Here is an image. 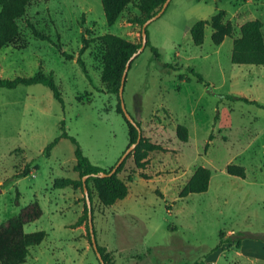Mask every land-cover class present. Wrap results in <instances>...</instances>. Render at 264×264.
<instances>
[{
    "label": "rangeland",
    "instance_id": "1",
    "mask_svg": "<svg viewBox=\"0 0 264 264\" xmlns=\"http://www.w3.org/2000/svg\"><path fill=\"white\" fill-rule=\"evenodd\" d=\"M137 1L109 26L100 0H29L24 15L15 19L16 36L0 48V78L49 75L64 102L62 107L42 84L0 87V224L35 202L42 215L23 230L46 232L22 264H101L83 218L85 195L74 146L59 138L47 153L45 147L60 134L61 120L90 162L106 170L128 146L120 99L101 78L98 37L112 33L139 43L141 24L135 18L145 16ZM220 10L233 37L244 22L258 19L264 38V0H170L147 27L159 57L147 46L130 63L126 110L139 123L141 138L162 148L147 153L144 168L136 167L132 155L125 159L118 177L128 194L112 205H102L89 183L104 264H264V109L228 97L264 104V65L231 63L232 38L214 45L209 26L201 45L193 44L189 33L196 20ZM27 22L53 42L36 38ZM56 44L74 57L60 54ZM178 124L187 128V141L176 136ZM28 163L29 174L9 180ZM228 164L242 165L245 177L227 174ZM200 165L211 171L208 189L179 198ZM66 179L76 182L61 186ZM237 232L245 238L237 239Z\"/></svg>",
    "mask_w": 264,
    "mask_h": 264
},
{
    "label": "trees",
    "instance_id": "2",
    "mask_svg": "<svg viewBox=\"0 0 264 264\" xmlns=\"http://www.w3.org/2000/svg\"><path fill=\"white\" fill-rule=\"evenodd\" d=\"M133 1L134 0H100L107 25H113L120 16L121 12L129 4L133 3ZM164 1L165 0H138L135 3V6L144 14L145 17L144 19L136 17L135 21H138L142 27V24L146 19L150 18L160 10ZM28 3L29 0H0V48L4 44L12 41L16 36L18 32V26L15 19L24 15ZM165 10L163 12H165ZM224 14V11L220 10L210 16L209 19L196 20L189 29L193 44L201 45L203 43L205 27L209 26L212 30L210 39L214 45H220L225 37L232 38V48L230 55L231 63L264 65V38L261 31V22L258 19L244 22L240 26L239 35L233 37V27L229 22L224 21ZM27 25L36 38L53 42L49 35L40 32L31 22H27ZM145 33L147 37L146 47L148 46L153 54L156 57H159L157 48L150 43L147 28ZM98 39L103 46V69L101 75L102 81L105 82L113 92L118 94V88L120 85L119 81L125 64L129 57L140 47L141 39L139 43L135 44L112 33H104L100 35ZM56 47L58 48L60 54L66 58L72 59L74 57L73 55L66 54L64 51H62L60 46L57 44ZM84 48V46L80 48L79 54L83 52ZM76 61L80 65L81 69L86 72L85 65L79 55L76 57ZM165 66L174 70L176 69L169 63ZM189 72L199 81H203L201 74L196 72L194 69L189 68ZM179 77L185 81H189V78L185 77V75H179ZM33 84H42L49 88V90L52 92L53 98L58 101L62 107L64 106L63 98L59 91L58 85L49 75L36 72L35 74L28 77L17 76L11 79L0 78V87L7 89H13L18 85L29 86ZM228 97L230 99H236L245 103L254 104L257 107L264 109V104L259 103L256 100L248 99L244 96L229 95ZM118 105V110L122 114L128 126L129 144H131L136 140L137 128L125 119L120 107V102ZM136 125L139 127L138 122H136ZM59 128L61 131L60 134L46 145L45 151L47 153L57 143L59 138H67L70 140L74 146L73 153L76 159V166L80 174V180L78 182L80 183L81 187L83 186V183L86 185L91 202L92 191L89 187V183L93 185L100 203L104 206L112 205L117 200L125 198L128 194V186L123 179L118 177V173L122 170L125 160L115 172L110 175L106 174L103 176L101 173H108L114 164L108 170H106L91 163L88 157L84 155L76 138L68 134V132L65 130L64 120L60 121ZM176 136L181 141H187V128L182 124H178L176 126ZM211 138L212 135L209 134L208 141ZM207 145L208 142L206 143L205 148ZM161 148L162 147L160 145L151 143L147 139L141 138L139 143L127 155V157L132 155L136 167L144 168L146 164L145 162L147 153L152 150H160ZM30 170L31 164L28 163L21 171L13 174L9 180H16L20 177L26 176L30 173ZM225 170L229 175L240 178L245 177V169L242 165L228 164L226 165ZM84 176H86V178L83 181ZM140 176L145 179L148 178L145 174H141ZM210 176L211 171L209 168L202 165L198 166L180 189L178 197L184 198L189 194L205 192L209 186ZM127 180H132V173L127 175ZM75 182V180L66 179L61 186L75 184ZM17 195L18 190L15 188V205L18 204ZM41 215L42 211L39 205L35 202H30L21 207L16 215L0 224V264L24 263L27 256L29 255V248L31 246L38 245L43 241V239L46 237L45 231L37 230L33 232H24L23 230V225L35 221ZM83 218L87 219L86 202L84 206ZM236 235L237 239L239 240L245 238L241 232H237ZM98 251L102 256V259H104V256L102 255L103 247L98 246Z\"/></svg>",
    "mask_w": 264,
    "mask_h": 264
},
{
    "label": "water",
    "instance_id": "3",
    "mask_svg": "<svg viewBox=\"0 0 264 264\" xmlns=\"http://www.w3.org/2000/svg\"><path fill=\"white\" fill-rule=\"evenodd\" d=\"M170 2V0H165L160 8V10L154 14L153 16H151L150 18L146 19L144 21V23L142 24L141 27V45L140 47L137 49L136 52H134L129 59L127 60L125 67L123 69L121 78H120V85L118 88V97L120 99V107L122 110V113L125 117V119L127 121H129L132 125H134L137 128V137L136 140L134 142H132L131 144H129L126 149L121 153V155L119 156V158L116 160V162L114 163V165L112 166V168L110 169V171H108V173H101V175H110L113 172L116 171V169L122 164V162L125 160V158L127 157V155L136 147V145L139 143L140 139H141V129L136 125V121L131 117L130 113L126 110L124 101H123V89H124V83L126 80V75H127V71L129 69L130 63L131 61L139 54L143 51V49L146 47V33L145 30L148 27V25L155 20L156 18H158L163 11L165 10V8L167 7L168 3ZM86 178V176L83 177V181ZM83 192L85 195V202H86V206H87V225H88V231H89V236H90V241H91V245L93 250L96 253L97 258L99 259L101 264H104L102 256L100 254V252L98 251V245L96 242V238H95V233H94V229H93V221H92V203L91 200L89 198V194L87 191V187L86 185L83 183Z\"/></svg>",
    "mask_w": 264,
    "mask_h": 264
}]
</instances>
